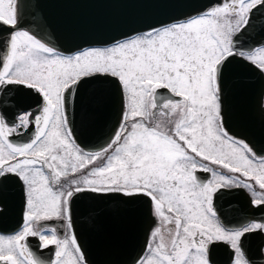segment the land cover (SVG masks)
I'll list each match as a JSON object with an SVG mask.
<instances>
[{
  "label": "snow or ice",
  "instance_id": "snow-or-ice-1",
  "mask_svg": "<svg viewBox=\"0 0 264 264\" xmlns=\"http://www.w3.org/2000/svg\"><path fill=\"white\" fill-rule=\"evenodd\" d=\"M22 7L20 0H0V24L10 30L0 40V182L18 180L25 201L21 229L0 235V264H86L75 235L61 238L49 225L66 221L71 229L72 200L82 192L150 200L157 226L134 264H211L217 242L229 246L231 264H254L244 238L264 234V218L226 227L213 198L222 189L244 188L254 207H264V155L230 135L221 116L231 59L264 71V45L236 43L249 28L264 31V0H209L195 15L147 23L110 46L67 55L19 28ZM86 79L110 80L123 102L118 127L94 151L75 143L67 118L70 94ZM10 86L42 96L35 120L28 111L8 124L4 110L15 107ZM33 123L30 142L11 140ZM199 172L211 178L202 180ZM28 237L39 239L41 251L55 246V259L35 255L22 243Z\"/></svg>",
  "mask_w": 264,
  "mask_h": 264
},
{
  "label": "water",
  "instance_id": "water-1",
  "mask_svg": "<svg viewBox=\"0 0 264 264\" xmlns=\"http://www.w3.org/2000/svg\"><path fill=\"white\" fill-rule=\"evenodd\" d=\"M21 30L37 35L42 42H51L61 53L71 54L89 47H105L140 31L147 23L167 22L171 17L195 15L209 6V0H20ZM0 27L3 36L9 31ZM238 47L252 49L264 45V31L257 25L249 28L236 42ZM252 74V76L249 75ZM256 75V83L253 75ZM259 70L238 56L226 67L222 94V118L226 130L243 139L258 155H264V82ZM229 84H232L230 88ZM245 87V90H238ZM246 87H251L248 91ZM165 93V95H164ZM160 95H168L161 90ZM246 95V96H245ZM70 124L76 142L86 150L106 145L118 126L122 98L113 82L86 79L70 94ZM84 110V111H83ZM241 206L249 207V199L241 191ZM243 215V214H242ZM96 255L92 251V256ZM100 252L89 264H130V262L98 260ZM258 264V263H256Z\"/></svg>",
  "mask_w": 264,
  "mask_h": 264
},
{
  "label": "flooded vegetation",
  "instance_id": "flooded-vegetation-1",
  "mask_svg": "<svg viewBox=\"0 0 264 264\" xmlns=\"http://www.w3.org/2000/svg\"><path fill=\"white\" fill-rule=\"evenodd\" d=\"M2 26L0 24L1 28ZM3 36L0 30V40H2ZM259 46H254L252 49ZM252 65L259 70L264 79V71L260 70L256 65ZM249 75L252 76L251 73ZM253 78V82L256 81L255 74ZM229 86L232 88L233 85L229 84ZM246 88L251 91V87ZM10 89L15 92L13 99L15 107H9L4 110L8 124L12 126L18 123V115L28 111L33 112V120H35V116L40 115L43 108L42 96L25 86H10ZM225 90H227V87L223 84V91L225 92ZM238 90H245V87L240 88L238 86ZM262 107L264 109V92L262 95ZM72 112V104H69L67 106V118L70 129L69 116L72 115ZM35 131L36 126L33 123L27 129L20 128L11 137V140L16 144L30 142ZM72 138L74 139L73 132ZM74 141L79 145L75 139ZM102 163V161H98L95 166H100ZM214 167L219 168V166ZM222 171L227 172V170ZM198 175L205 181L211 178L210 173L199 172ZM234 175L240 176V174ZM241 179L244 178L241 177ZM248 182L254 185L256 191H260L254 181ZM241 191H244L249 199V207L240 205ZM252 200L253 197L250 190L233 187L231 189H222L216 193L213 198V205L221 223L226 227H232L252 220L256 222L262 221V218H264V207H254ZM24 211L23 185L15 179L0 182V235L7 237L17 233L24 222ZM71 221V229L65 226L66 221L61 223L54 220L49 222V225L57 227V234L61 238H64L65 235H75L85 257L86 264H89L88 258L91 261L93 256H98L102 251L107 253V256L98 258V260L105 259L134 264L138 257L145 255L150 234L157 226L156 218L153 217L151 212V202L147 197H128L122 193L111 192H82L77 194L71 204ZM25 242L29 245L32 252L41 259L46 261L55 259V246H50L41 251L38 247L40 244L38 238L28 237L26 241H22V243ZM244 247L248 257L254 264H264V234L256 232L247 235L244 238ZM92 251L96 255L92 256ZM210 254L211 264H231L232 253L229 246L223 242L215 243L211 247Z\"/></svg>",
  "mask_w": 264,
  "mask_h": 264
},
{
  "label": "rangeland",
  "instance_id": "rangeland-1",
  "mask_svg": "<svg viewBox=\"0 0 264 264\" xmlns=\"http://www.w3.org/2000/svg\"><path fill=\"white\" fill-rule=\"evenodd\" d=\"M107 47V46H106ZM96 48H103V47H96ZM79 53V52H78Z\"/></svg>",
  "mask_w": 264,
  "mask_h": 264
}]
</instances>
